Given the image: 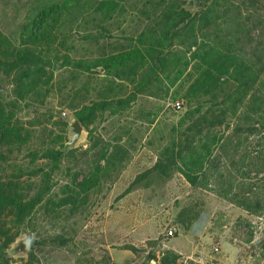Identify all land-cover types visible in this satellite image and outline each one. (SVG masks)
<instances>
[{
	"label": "trees",
	"instance_id": "trees-1",
	"mask_svg": "<svg viewBox=\"0 0 264 264\" xmlns=\"http://www.w3.org/2000/svg\"><path fill=\"white\" fill-rule=\"evenodd\" d=\"M189 2L196 4L195 12L187 9ZM129 18L141 25L140 31L110 51L109 41L117 39L109 28L122 32ZM77 29L92 45L88 56L66 44V35ZM92 30L99 33L93 36ZM58 61L85 77L100 71L108 78L96 92L98 99L73 112L88 139L100 113L118 114L138 97L159 101L172 91V97L185 102L178 123L161 139L154 165L131 186L152 174L166 180L177 173L190 187L214 185L217 197L264 218V0H57L38 10L18 39L0 29V264H36L43 238L28 241L25 260L8 253L36 211L43 206L70 217L116 178L128 159V142L127 147L110 146L101 140L85 150L93 157L90 165L53 192L59 165L76 151L64 153L68 142L63 136L46 144L44 130L38 136L34 125L26 127L16 115L48 88L49 70ZM127 86L128 95L121 94ZM24 152L25 165L19 161ZM51 240L63 243L60 236ZM177 260L166 252L158 264Z\"/></svg>",
	"mask_w": 264,
	"mask_h": 264
},
{
	"label": "rangeland",
	"instance_id": "rangeland-1",
	"mask_svg": "<svg viewBox=\"0 0 264 264\" xmlns=\"http://www.w3.org/2000/svg\"><path fill=\"white\" fill-rule=\"evenodd\" d=\"M56 1L0 0L1 31L11 40L18 39L22 26L30 23L38 10L50 7ZM187 9L195 12L196 4L189 2ZM131 20L127 19L120 27L122 32H115V27L109 28L112 37L117 39L109 41L110 51H118L124 45L123 37L140 31L141 25ZM98 33V30H92L93 36ZM85 36L79 29L72 30L66 35V44L88 56L87 52L93 48L89 41H82ZM62 65V61L52 63L49 71H53V79L48 88L42 89L40 96L32 98L28 106L18 110L16 115L26 127L34 125L32 128H37L38 136L44 130L46 144L50 140L52 142L54 136H63L69 142L73 112L98 99L96 92L109 83L108 78L98 75L100 71L85 77L71 69H63ZM127 91L123 90L121 94ZM172 96V91L167 95L161 94L159 101L141 96L118 114L113 115L111 111L100 113L90 127L91 138L88 139L84 131L74 146L64 150V153L71 149L76 153L59 165V171L52 179L53 192L56 193L69 184L72 175L90 165L91 157L85 150L91 145L101 140L110 146H122L127 142L130 145H126L128 159L124 168L116 178L104 183L98 193L89 195L76 213L64 217L57 209L46 212L47 208L40 207L11 245L8 253L13 260L26 259V255L13 253L20 240L33 241L40 237L45 239V244L37 255L36 264H158L164 253L172 252L170 244H182L186 251V247L192 245L188 242L189 237L198 235L194 237L199 238V252L191 260L173 252L178 256L176 264H193L194 259L195 262L203 260L205 264H264V218L249 215L217 197L213 193L214 185L206 190L192 188L174 173L166 180L152 174L142 183L131 186L137 175L152 168L161 139L185 112L183 99ZM40 97L42 100H38ZM176 102L182 105L181 111L172 108ZM152 120H155V125L150 126L148 122ZM61 123L68 127L63 129L59 125ZM124 131L128 132L127 135ZM49 132L51 135L46 140ZM123 136L121 143L113 142ZM33 139L38 145L40 141L35 136ZM26 153L19 157L23 165L27 164ZM254 184V187H259V183ZM197 227L200 228L198 232L195 231ZM169 228H173L175 233L167 238L165 233ZM57 236L63 239L61 245L51 240ZM215 245L219 253L212 254ZM150 255H154L156 260L148 261L146 256Z\"/></svg>",
	"mask_w": 264,
	"mask_h": 264
},
{
	"label": "water",
	"instance_id": "water-1",
	"mask_svg": "<svg viewBox=\"0 0 264 264\" xmlns=\"http://www.w3.org/2000/svg\"><path fill=\"white\" fill-rule=\"evenodd\" d=\"M70 129H71V138L69 142L66 144L68 147L74 146L78 140L81 138L84 128L83 126L77 121L74 120L70 124ZM28 251V241L27 239H22L20 240L17 245L13 248V253L14 255H26Z\"/></svg>",
	"mask_w": 264,
	"mask_h": 264
},
{
	"label": "crops",
	"instance_id": "crops-1",
	"mask_svg": "<svg viewBox=\"0 0 264 264\" xmlns=\"http://www.w3.org/2000/svg\"><path fill=\"white\" fill-rule=\"evenodd\" d=\"M127 89H128V91L126 93H124V94H127L128 95L129 90L131 89V87H128L127 86ZM129 168L130 167H128V169H127L128 172L130 171ZM199 229L200 228L197 227L195 231L198 232ZM194 236H198V235H194ZM194 236L193 237L192 236L189 237L190 240L188 242L189 243L191 242L192 245H189L188 247H186V251L183 250V245L182 244H179V243H172V244H170L169 245V250L172 251V252H174L175 254H177L179 256H186V259L191 260L192 256L195 253L199 252L198 250H200V248H199V238L196 239V237H194ZM181 243H187V241H182ZM192 263L193 264L196 263L195 262V259H194V261Z\"/></svg>",
	"mask_w": 264,
	"mask_h": 264
},
{
	"label": "built area",
	"instance_id": "built-area-1",
	"mask_svg": "<svg viewBox=\"0 0 264 264\" xmlns=\"http://www.w3.org/2000/svg\"><path fill=\"white\" fill-rule=\"evenodd\" d=\"M172 108L175 111H181L182 110V105L180 103L176 102V103H174L172 105ZM174 233H175V230L173 228H169L166 231L165 235H166L167 238H169V237H172L174 235ZM217 253H219V248H218L217 245H215V246L212 247V254H217ZM196 264H205V263H204L203 260H201V261L196 262Z\"/></svg>",
	"mask_w": 264,
	"mask_h": 264
}]
</instances>
